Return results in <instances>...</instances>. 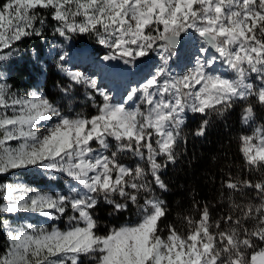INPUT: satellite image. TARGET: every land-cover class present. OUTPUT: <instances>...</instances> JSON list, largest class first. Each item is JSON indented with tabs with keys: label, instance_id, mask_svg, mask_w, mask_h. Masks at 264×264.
Instances as JSON below:
<instances>
[{
	"label": "snow or ice",
	"instance_id": "obj_1",
	"mask_svg": "<svg viewBox=\"0 0 264 264\" xmlns=\"http://www.w3.org/2000/svg\"><path fill=\"white\" fill-rule=\"evenodd\" d=\"M49 18L65 40L95 36L109 50L104 61L134 65L156 53L159 63L119 103L96 79L67 72L69 82L57 86L68 99L76 85L90 90L91 116L65 114L43 95L21 96L0 81V174L35 167L79 186L70 189L75 195H53L0 183V224L8 230L0 264H264V123L239 137L245 169L257 178L223 179L227 211L213 218L193 198L198 216L182 215L183 227L170 223L165 235L168 210L155 195L156 188L168 191L160 173L177 161L188 113L200 117L193 137H205L210 117L224 118L238 103L245 125L264 120V0H3L0 62L18 42L43 36ZM182 35L198 39L201 55L174 73ZM127 155L138 162L126 165ZM101 200L112 213L135 206L139 219L99 234L93 213ZM69 210L66 230H24L6 218L30 212L55 221Z\"/></svg>",
	"mask_w": 264,
	"mask_h": 264
},
{
	"label": "trees",
	"instance_id": "obj_2",
	"mask_svg": "<svg viewBox=\"0 0 264 264\" xmlns=\"http://www.w3.org/2000/svg\"><path fill=\"white\" fill-rule=\"evenodd\" d=\"M2 2L3 0H0V3ZM55 23L49 18L43 29V36L25 38L14 46L15 50L8 59L0 62V81L11 85L13 91L25 97L35 89H39L43 96L60 107L62 112L74 110V112H82L85 116L95 115L96 108L87 99L90 90L85 89L83 85H76L73 92L74 99H68L57 86L67 84L69 77L68 71L63 74L58 70L59 53L51 51L54 39L66 41L54 34ZM72 39L78 47L90 44L93 47V55L97 57L106 54L93 35L77 34ZM177 50L181 48H176ZM149 63L148 57L139 59L134 64L136 70H139L136 75H141ZM96 99L99 101L102 98L97 94ZM241 114L242 106L238 103L226 117H210L212 123L205 137H193L190 133L198 126L200 117L188 113L181 143L177 146V161L175 164H168L160 173L161 179L168 185V191L155 189L158 197L165 201L168 210L161 223L162 234H167L165 226L170 223L182 228L183 225L180 224L182 215L191 213L193 216H198L197 210L192 207L193 198L201 204L207 203L213 218L227 211L220 193L221 183L229 173L239 178H257L256 174L246 171L239 150V137L251 132L248 125L241 121ZM16 143L18 142H12L13 145ZM126 164L134 166L131 162ZM0 183H23L40 192L53 195H75L70 189L74 186L79 187L63 173L48 172L35 167L0 174ZM93 214L98 221V233L105 234L113 228H118L120 223L132 220L136 210L135 206H132L129 211L122 214L112 213L111 206L101 200ZM68 215H72L71 210L55 221L30 212L7 214L6 218L13 227H23L24 230H28L27 225L32 224L36 227L43 226L50 231L52 227L61 230L70 227ZM4 218L5 215L0 214V220ZM7 233L8 230L0 224V252L8 245Z\"/></svg>",
	"mask_w": 264,
	"mask_h": 264
},
{
	"label": "rangeland",
	"instance_id": "obj_3",
	"mask_svg": "<svg viewBox=\"0 0 264 264\" xmlns=\"http://www.w3.org/2000/svg\"><path fill=\"white\" fill-rule=\"evenodd\" d=\"M182 36L184 41L180 47L181 50L176 51V55L173 57L171 62V68L174 73H182L186 67L190 66L191 63L201 55V53L198 51L200 47L198 39L194 35ZM102 48L107 54L109 50L104 46H102ZM92 49L93 47L90 44L78 47L72 38L64 42L60 41L59 39H54L53 45L51 46V51L54 53L58 52L59 56L65 53L67 54L63 61L59 60V56L57 57L58 61L63 65L64 68V71L58 68L61 73L66 74L67 71L81 72L86 77L96 79L100 89L108 92L113 97L114 103L123 101L130 89L138 86L143 81L144 77L149 73V71L154 69V67L159 63L157 54H150V57H148L150 59L148 67H146L141 75L137 76L136 74L139 73V70L137 71L134 65H125L119 60L104 61L102 59L104 55L97 57V55H93ZM217 68L219 71L224 72V68L219 64L217 65ZM225 74L229 76L231 75V73ZM257 83L259 82L257 81ZM34 91L40 95H43L39 89H35ZM64 113L72 116L77 114L83 115L82 112H74V110L66 111ZM45 123L46 122H41V126L43 127ZM260 123H264V120H257L255 124L248 125L251 130L250 134L248 135H251L253 129ZM94 147H96L98 151H103L102 149H99L98 145H94ZM121 161L125 164L131 162L134 165L138 162L135 157H131L130 155L121 156ZM155 195L158 196L156 192ZM138 219L139 216L136 212L132 220L122 222L120 223V226L135 223Z\"/></svg>",
	"mask_w": 264,
	"mask_h": 264
},
{
	"label": "water",
	"instance_id": "obj_4",
	"mask_svg": "<svg viewBox=\"0 0 264 264\" xmlns=\"http://www.w3.org/2000/svg\"><path fill=\"white\" fill-rule=\"evenodd\" d=\"M183 41H184V39H183V36L180 38V40L178 41V43H177V45H176V48H180L181 46H182V44H183Z\"/></svg>",
	"mask_w": 264,
	"mask_h": 264
}]
</instances>
